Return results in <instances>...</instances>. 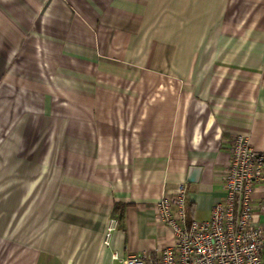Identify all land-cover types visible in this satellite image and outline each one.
<instances>
[{"label":"crops","instance_id":"1","mask_svg":"<svg viewBox=\"0 0 264 264\" xmlns=\"http://www.w3.org/2000/svg\"><path fill=\"white\" fill-rule=\"evenodd\" d=\"M238 135L264 152V0H0V264H158L157 202L209 220Z\"/></svg>","mask_w":264,"mask_h":264},{"label":"built area","instance_id":"2","mask_svg":"<svg viewBox=\"0 0 264 264\" xmlns=\"http://www.w3.org/2000/svg\"><path fill=\"white\" fill-rule=\"evenodd\" d=\"M229 160L224 171L226 195L212 208L209 220H189L185 184L173 197L157 202L158 220L174 234V245L160 255L158 264H264V226L256 222L253 199L256 189L264 184V152L256 150L249 138L238 135L231 141ZM118 226L119 220H110L106 246ZM152 262L145 254H135L124 264Z\"/></svg>","mask_w":264,"mask_h":264},{"label":"trees","instance_id":"3","mask_svg":"<svg viewBox=\"0 0 264 264\" xmlns=\"http://www.w3.org/2000/svg\"><path fill=\"white\" fill-rule=\"evenodd\" d=\"M119 219H120V221H123V216H120V218H119Z\"/></svg>","mask_w":264,"mask_h":264}]
</instances>
